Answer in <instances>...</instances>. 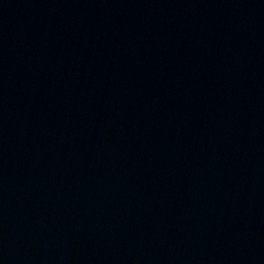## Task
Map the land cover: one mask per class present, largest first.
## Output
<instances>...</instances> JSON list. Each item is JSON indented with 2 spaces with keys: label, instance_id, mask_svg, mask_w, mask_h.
Here are the masks:
<instances>
[{
  "label": "water",
  "instance_id": "obj_1",
  "mask_svg": "<svg viewBox=\"0 0 264 264\" xmlns=\"http://www.w3.org/2000/svg\"><path fill=\"white\" fill-rule=\"evenodd\" d=\"M0 264H264V0H0Z\"/></svg>",
  "mask_w": 264,
  "mask_h": 264
}]
</instances>
